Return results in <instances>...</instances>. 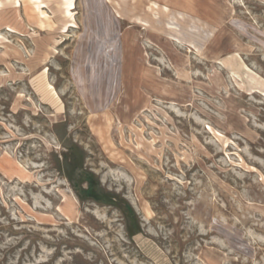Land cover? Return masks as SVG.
Listing matches in <instances>:
<instances>
[{
	"label": "rangeland",
	"instance_id": "rangeland-1",
	"mask_svg": "<svg viewBox=\"0 0 264 264\" xmlns=\"http://www.w3.org/2000/svg\"><path fill=\"white\" fill-rule=\"evenodd\" d=\"M0 264H264V0H0Z\"/></svg>",
	"mask_w": 264,
	"mask_h": 264
},
{
	"label": "trees",
	"instance_id": "trees-1",
	"mask_svg": "<svg viewBox=\"0 0 264 264\" xmlns=\"http://www.w3.org/2000/svg\"><path fill=\"white\" fill-rule=\"evenodd\" d=\"M80 161H71L69 159L66 160L65 163V168H63V172L67 173L68 177L70 178V180L72 182H76V177L80 176L83 169V164H84V158L82 156H80ZM102 198L103 203H107L109 205H113L114 201H116V196L115 195H100Z\"/></svg>",
	"mask_w": 264,
	"mask_h": 264
}]
</instances>
